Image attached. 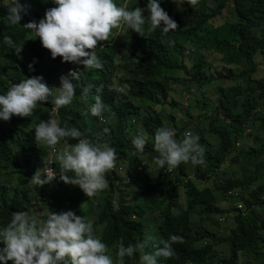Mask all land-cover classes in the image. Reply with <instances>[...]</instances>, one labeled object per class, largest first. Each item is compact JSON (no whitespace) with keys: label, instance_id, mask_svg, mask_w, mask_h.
<instances>
[{"label":"trees","instance_id":"trees-1","mask_svg":"<svg viewBox=\"0 0 264 264\" xmlns=\"http://www.w3.org/2000/svg\"><path fill=\"white\" fill-rule=\"evenodd\" d=\"M20 2L28 5L27 14L21 15L19 24L10 25L7 7L0 0V93L36 75L53 93L59 86L55 75L77 71L80 80L73 82L79 87L72 102L48 113L45 120L51 115L61 126L77 128L92 142H107L133 166L134 173L130 186L118 177L119 183L110 186L97 202L95 196L86 199L78 185L59 179L55 187L54 183L31 187L30 176L49 154L48 147L34 140V127L40 120L35 118L54 108L52 95L48 101L37 102L31 116L13 115L2 120L0 228L7 225L13 211L28 213L34 200L45 195L52 199L46 213L64 207L92 219L94 234L114 260L120 244H136L149 235L146 229L153 227L152 240L157 246L173 234L183 238L172 244L174 255L158 258L159 264H242L241 256L245 264H264V75L256 76V58L264 67V0H196L195 4L184 0L179 8L172 0H159L176 21L177 29L168 33L160 28L148 31L145 24L144 35H140L121 24L111 31L109 40L98 41L95 51L102 65L98 69L73 62L60 65L61 57L52 58L39 37L23 27L43 18L45 10L55 6L52 0ZM115 2L127 10L146 8L147 4V0ZM4 35L15 44L22 43L19 57L3 43ZM218 57L224 62L221 71L212 64ZM33 58L30 71L27 65ZM49 59L55 64L48 66ZM220 79L231 82L221 85L216 82ZM178 84L189 92L190 101L182 106L171 96ZM88 85L91 87L82 97ZM96 95L106 105L101 114L104 121L88 112ZM176 113L184 118L176 121ZM162 124L173 127L177 138L186 130L197 134L205 149L203 163H181L171 173L166 167L157 168L153 137ZM135 126H141L147 141L143 152L136 154L131 144L137 135ZM247 138L251 139L249 145L243 142ZM67 142L76 140L68 138ZM236 142L243 143L237 146ZM62 144L63 140L57 143ZM150 164L155 165L151 170ZM74 187L79 191H71ZM235 187L243 190L242 209L223 204L226 190ZM223 214L226 221L221 233L204 226L210 220L219 224L215 217ZM205 238L209 242L203 245ZM152 250L149 244L142 251ZM141 254L136 251L132 257H124L123 264H139Z\"/></svg>","mask_w":264,"mask_h":264},{"label":"clouds","instance_id":"clouds-1","mask_svg":"<svg viewBox=\"0 0 264 264\" xmlns=\"http://www.w3.org/2000/svg\"><path fill=\"white\" fill-rule=\"evenodd\" d=\"M172 2L179 8L184 0ZM52 3L55 6L46 9L43 18L38 21L31 20L23 24V27L39 37L41 46L50 51L52 58L59 55L62 62L82 64L88 69L102 67L95 51L96 45L98 41L109 40L111 31L121 24L126 26L127 30L131 29L140 35H144L145 24L148 31L160 28L162 33H168L177 29L176 21L160 6L159 0H147L146 8L136 6L131 10L118 6L115 0H52ZM187 3L195 4L196 0H187ZM3 5L7 7L6 16L10 25L19 24L21 15L27 14L28 5L22 4L20 0H4ZM2 40L19 57L22 43L15 44L11 37L6 35ZM34 63L35 58L27 65L30 71L33 70ZM79 80L80 74L77 71L69 70L66 75H60L57 94L51 101L54 110L72 102L76 88L79 87V84L73 81ZM90 87L91 85H88L83 88L82 97L88 93ZM186 94L185 100L189 97V92ZM52 95V89L43 82L40 75L21 79L0 93V120L7 121L13 115L29 117L37 102L48 101ZM105 110L106 105L101 97L96 95L88 112L98 117L99 121H104L101 114ZM137 127L135 126L136 130ZM33 135L37 143L49 148V152L51 149L55 150V147L58 148L54 160H45V157L42 166L30 176L31 184L37 188L47 183L53 184L59 179L78 185L87 197H92L107 186L108 192L110 186L115 187L120 178L125 180V176L130 177L129 182L124 181L130 186L133 166L127 165L119 154L115 153V148L107 142H92L77 128L61 126L60 121L51 115L47 120H39ZM68 138H75L76 142L70 144L67 142ZM61 140L63 144L57 145ZM146 142L142 128L141 131L137 130V135L131 139L134 154L143 152ZM238 144L239 142H236L237 146ZM153 149L158 154L153 157L156 167H166L167 173H171V169L181 163H203L205 151L197 134L186 130L182 138H177L175 129L166 124L155 130ZM53 161L58 164V170L49 166ZM118 165H122L124 170L118 171ZM225 196L226 205L232 204L237 209L244 207L241 199L243 190L240 188H228ZM42 197L50 201H43ZM51 201L49 196L44 195L38 196L33 202V205L35 202L38 204L36 211L42 222L29 215L31 211L27 213L19 210L11 213L10 221L0 228V242L3 243V247H0V264H5L6 261H11V264H123L124 257H132L136 251L142 252L139 264H159L158 258L173 256L172 244L182 242L183 239L180 235L173 234L167 240H160V246H157L152 237L146 235L136 244H120L114 260L105 243L94 234L92 219L76 215L64 207L46 213L45 207ZM43 215L46 216L45 220ZM215 218L219 224L222 223L221 230L207 227L221 233L224 230L226 215H216ZM207 242L209 240L205 238L201 243L205 245ZM149 244L154 250L143 252ZM221 248L222 252L227 254V250L222 246ZM240 259L241 263L245 264L246 259L242 256ZM213 261L216 262V258Z\"/></svg>","mask_w":264,"mask_h":264},{"label":"rangeland","instance_id":"rangeland-1","mask_svg":"<svg viewBox=\"0 0 264 264\" xmlns=\"http://www.w3.org/2000/svg\"><path fill=\"white\" fill-rule=\"evenodd\" d=\"M120 27V26H119ZM119 27H117V28H119ZM209 59H212V57L211 56H208V60ZM218 59H219V57H218ZM256 60H257V62H258V72H257V74H256V76H262V75H264V67H263V65L262 64H260V59L259 58H256ZM60 62V60L58 61V63ZM223 63L224 62H222L220 59L218 60V61H214L212 64L214 65V67H215V69L216 70H218V71H221L222 70V66H224L223 65ZM47 64H48V66H50V65H53V60L52 59H49L48 61H47ZM260 64V65H259ZM60 65H62V66H65V64H64V62H62V63H60ZM241 68V67H240ZM242 69V68H241ZM234 71L235 72H237L238 71V69H234ZM59 77L60 76H58V75H55V78L56 79H58L57 80V82L58 83H60L59 82ZM217 83L219 82L221 85H224V84H226V83H230L231 81L230 80H224V79H220L219 81L217 80L216 81ZM56 88L53 90V96H55L56 94H57V87H58V85H56L55 86ZM174 90H172L171 91V96L175 99V102L177 103V104H181V106H182V103L183 104H186L188 101H190V98L188 99V101H187V99L185 100V98L187 97V94H186V92H188L185 88H183V85L182 84H178V85H175L174 86V88H173ZM211 91V89L209 90V92H208V95H209V97L211 98L212 97V95H213V93H211L210 92ZM193 114H196L197 113V109H195V108H193ZM55 112V110H54V108H51L50 110L49 109H45V111H43L41 114H39L38 116H36V120L37 119H43V120H45V117H46V115L48 114V113H54ZM183 117V115L181 114V113H176V121H178L180 118H182ZM184 118V117H183ZM4 124V122L2 121V120H0V129L2 128V125ZM137 130L138 131H141V127L140 126H138L137 127ZM243 142H245V144H247V145H249L250 143H251V139L250 138H247L245 141H243ZM243 142H239V144H238V146L239 145H241ZM154 167H153V164H150L149 165V170H151V169H153ZM57 183H54L53 184V186L55 187V185H56ZM31 185V187H33V185L32 184H30ZM58 185V184H57ZM73 187V186H72ZM75 188V187H74ZM107 189H108V186L104 189V190H101V191H99V192H97L94 196L96 197V199H95V202H97V199L98 200H100L101 201V199H102V194L104 193V192H106L107 191ZM79 190H81V189H79ZM78 189H71V191H79ZM109 192V191H108ZM181 195H183V193H181ZM86 199H90L91 197H85ZM84 198V200L86 201V199ZM183 200H184V197H182V199H181V202L183 203ZM223 204H226V202H224ZM37 207H38V204L35 202L34 203V205L31 207V209L29 208V211H31L30 213H29V215H31V216H33V217H35V218H37V220L39 221V222H42V219L39 217V215H38V213H37V211H36V209H37ZM177 208H178V206H177ZM177 208L175 207L174 208V210L173 211H176L177 210ZM197 216L196 215H194L193 216V218H196ZM205 225L206 226H208V227H210L211 229H213V230H216V231H220L221 230V228H222V223L221 224H217V223H212V221L210 220V221H206L205 222ZM154 228L153 227H148L147 229H146V233L147 234H149L151 237H153L154 236ZM253 264H258V262H254Z\"/></svg>","mask_w":264,"mask_h":264},{"label":"built area","instance_id":"built-area-1","mask_svg":"<svg viewBox=\"0 0 264 264\" xmlns=\"http://www.w3.org/2000/svg\"><path fill=\"white\" fill-rule=\"evenodd\" d=\"M100 120H102V117H100ZM56 150H58L57 147H55V150L54 149H51L50 152H49V154L46 156L45 160L46 159H53L54 160L55 154H56ZM49 166L52 167V168H54V170H55V162L54 161ZM117 169H118V171H123L124 170V168H123L122 165H118L117 166ZM125 180H126V182H129L130 181V177L129 176H125ZM42 200L43 201H50V199H48L46 197H42ZM41 212H42V210H41Z\"/></svg>","mask_w":264,"mask_h":264}]
</instances>
